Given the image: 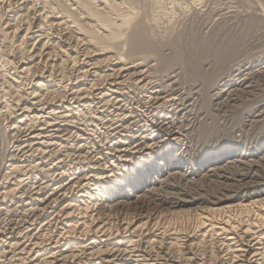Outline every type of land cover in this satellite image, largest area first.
<instances>
[{"label": "bare ground", "instance_id": "1", "mask_svg": "<svg viewBox=\"0 0 264 264\" xmlns=\"http://www.w3.org/2000/svg\"><path fill=\"white\" fill-rule=\"evenodd\" d=\"M38 1L0 0V44L8 43L0 46V264H264L262 195L195 213L107 214L117 196L181 167L171 155L183 140L166 124L179 98L153 81L146 59L126 61L97 45L132 19L119 14V2L98 0L91 11L93 0L58 9ZM187 60L196 74L198 60ZM130 88L143 106L119 110ZM96 104L106 110H92L94 119L108 117V128L85 130L115 137L100 146L78 129ZM164 132L170 138L157 142Z\"/></svg>", "mask_w": 264, "mask_h": 264}, {"label": "rangeland", "instance_id": "2", "mask_svg": "<svg viewBox=\"0 0 264 264\" xmlns=\"http://www.w3.org/2000/svg\"><path fill=\"white\" fill-rule=\"evenodd\" d=\"M50 1L56 2L57 9L59 5L65 7L66 0ZM114 1L121 4L119 14L132 19L124 28L108 32L113 34L111 41L102 42L98 37L97 45L126 61L146 59L153 81L162 83L168 94L174 92L179 98L178 112L166 124L171 131L180 133L183 142L171 155L180 161L181 167L166 166L139 191L129 189V195L117 196L113 204L119 207L115 212L108 209L107 214L177 210L195 213L215 204L238 203L257 195L264 198V0ZM42 2L38 1L39 7ZM99 3L98 0L88 3V10L98 9ZM74 39L68 34L63 37L70 46L76 45ZM0 46L5 50L8 43ZM179 55L188 58L180 62L176 59ZM190 58L198 60L200 72L195 74L187 60ZM66 71L68 77L77 75L76 69ZM130 90L132 93L123 98L124 105L120 104L126 107L116 105L119 110L138 111L143 106L139 102L142 96L136 95L133 88ZM92 107L77 126L87 137L92 133L86 127L95 130L99 124L101 132L105 126L108 128V117L94 119L92 114L106 109H102V104ZM164 133L157 142L170 138L169 132ZM95 136L91 137L92 143L98 141V146L100 141L115 139L103 138L102 134L100 138L98 134ZM227 150L234 152L220 162L201 167L209 157ZM4 174L1 161L0 182Z\"/></svg>", "mask_w": 264, "mask_h": 264}]
</instances>
